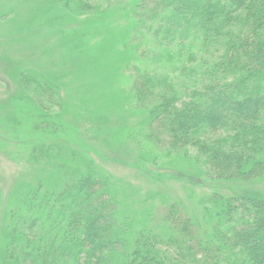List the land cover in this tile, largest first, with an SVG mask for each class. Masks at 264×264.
<instances>
[{
  "label": "rangeland",
  "instance_id": "rangeland-1",
  "mask_svg": "<svg viewBox=\"0 0 264 264\" xmlns=\"http://www.w3.org/2000/svg\"><path fill=\"white\" fill-rule=\"evenodd\" d=\"M139 2L0 0V264H14L17 220L75 177L104 182L133 233L167 204L203 235L212 195L264 199V151L249 180H216L196 157L195 147L232 146L240 134L209 131L186 153L150 138L137 85L186 96L223 51L162 41L147 20L154 8Z\"/></svg>",
  "mask_w": 264,
  "mask_h": 264
},
{
  "label": "trees",
  "instance_id": "trees-1",
  "mask_svg": "<svg viewBox=\"0 0 264 264\" xmlns=\"http://www.w3.org/2000/svg\"><path fill=\"white\" fill-rule=\"evenodd\" d=\"M141 2L154 8L147 20L157 24L162 41H177L182 48L194 39L201 49L223 51L204 70L201 86L186 96L175 91L155 94L151 91L161 88L156 81L144 86L145 92L137 85L150 120V138L169 152L186 153L189 142L209 131L240 134L232 146L195 147L196 157L205 161L208 175L216 180L257 177L262 165L258 153L264 151V0ZM103 183L75 177L41 199L36 212L33 204L30 216L16 222L21 228L12 232L9 260L14 264H264V199L212 195L207 199L203 235L175 203L167 204L160 220L133 233L123 226Z\"/></svg>",
  "mask_w": 264,
  "mask_h": 264
}]
</instances>
